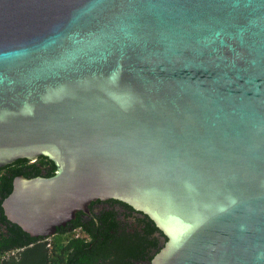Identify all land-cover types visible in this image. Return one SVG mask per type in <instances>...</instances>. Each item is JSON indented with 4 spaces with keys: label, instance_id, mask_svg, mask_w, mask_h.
I'll return each instance as SVG.
<instances>
[{
    "label": "water",
    "instance_id": "95a60500",
    "mask_svg": "<svg viewBox=\"0 0 264 264\" xmlns=\"http://www.w3.org/2000/svg\"><path fill=\"white\" fill-rule=\"evenodd\" d=\"M39 156L0 174V253L264 264V0H0V167Z\"/></svg>",
    "mask_w": 264,
    "mask_h": 264
},
{
    "label": "trees",
    "instance_id": "16d2710c",
    "mask_svg": "<svg viewBox=\"0 0 264 264\" xmlns=\"http://www.w3.org/2000/svg\"><path fill=\"white\" fill-rule=\"evenodd\" d=\"M40 162H44L46 165H48L50 167V170H49V173H53V170H54V166L53 164L48 161L47 159L43 158L42 156H39L35 159V161L33 162H29L28 160L26 159H17L15 160L14 162L10 163V164H7L5 166H3V168L5 170H8V169H11L13 167H34L36 166L37 164H39ZM2 167H0V170H1ZM72 240V239H70ZM68 240V241H70ZM68 241H43V240H38L36 242H33V243H30V244H27L25 246H22V247H19V248H16V249H13V250H10V251H7V252H3V253H0V261L14 253H17L27 247H30L32 245H35L37 243H41V242H45V245L43 247V250H44V253H45V257H46V264H50L49 263V259H50V252L52 249L55 250V252L59 255L61 254L62 251H66L68 250L70 247H68L66 244ZM64 251V252H65ZM63 252V253H64Z\"/></svg>",
    "mask_w": 264,
    "mask_h": 264
},
{
    "label": "flooded vegetation",
    "instance_id": "af4514ba",
    "mask_svg": "<svg viewBox=\"0 0 264 264\" xmlns=\"http://www.w3.org/2000/svg\"><path fill=\"white\" fill-rule=\"evenodd\" d=\"M5 171V169L2 167L0 170V174ZM70 239H76L79 240L82 244H87L91 241L90 237L84 232V230L81 227H76L68 232L64 233H54L50 234L49 236L41 239L43 241H68ZM65 251V250H64ZM62 251L61 254H57L54 249L50 252V264H65L66 256L71 251V248L66 250L65 252ZM64 252V253H63ZM74 264V263H71Z\"/></svg>",
    "mask_w": 264,
    "mask_h": 264
}]
</instances>
